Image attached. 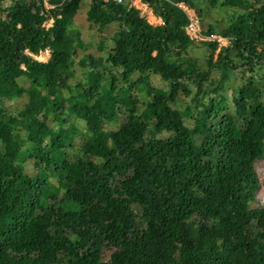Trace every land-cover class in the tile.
I'll return each instance as SVG.
<instances>
[{"label": "trees", "instance_id": "1", "mask_svg": "<svg viewBox=\"0 0 264 264\" xmlns=\"http://www.w3.org/2000/svg\"><path fill=\"white\" fill-rule=\"evenodd\" d=\"M142 1L0 0V264H264V0Z\"/></svg>", "mask_w": 264, "mask_h": 264}, {"label": "rangeland", "instance_id": "2", "mask_svg": "<svg viewBox=\"0 0 264 264\" xmlns=\"http://www.w3.org/2000/svg\"><path fill=\"white\" fill-rule=\"evenodd\" d=\"M124 2H127L128 5L133 4L136 8H138L141 11V14L151 23L154 25L160 24L162 21L160 18L156 17L152 10L142 1V0H124ZM90 6L87 5L86 8L81 12L80 14V23L86 28L88 29L87 34L84 35V37H88L92 38V39H96L99 35L102 34V32L93 24H91L90 20H89V16H88V10H89ZM192 9V8H191ZM192 11L195 13V16L198 20V25L200 28V31L202 32L203 36H204V40L203 39H197L194 40V48L190 50V54L193 56H197V57H203V54L207 52V49L201 47L198 42L199 41H216V40H211V39H215V38H219L220 35L218 34H213V35H206L205 32L207 31L208 27H207V23L206 22H200V19L197 15V13L195 12L194 9H192ZM51 22L49 21L48 23H46V27L49 28L51 26ZM87 35V36H86ZM89 35V36H88ZM206 37H210L209 39H206ZM227 44V41H220L218 47L224 46ZM48 50L45 51H41V58L45 61H47V59L50 57V49L47 48ZM44 61V62H45ZM202 62V61H200ZM203 63V62H202ZM76 69V73L74 75V78H72L70 81L71 82H75L77 80L82 79V73L79 70V67L77 65H75ZM157 77H151L150 81L154 84L155 82H157ZM238 85V82H235L234 87ZM231 91H228V93H230ZM135 95L139 96V97H145L146 95V91L144 88L139 89L137 92L134 93ZM113 125V122H110L109 126ZM255 169L256 172L258 174L259 180H260V188L257 191V197L260 200V202L264 203V156L258 158L255 161ZM105 259L108 260L109 259V254L107 253L105 255Z\"/></svg>", "mask_w": 264, "mask_h": 264}, {"label": "built area", "instance_id": "3", "mask_svg": "<svg viewBox=\"0 0 264 264\" xmlns=\"http://www.w3.org/2000/svg\"><path fill=\"white\" fill-rule=\"evenodd\" d=\"M107 1V0H105ZM118 3H123L124 0H114ZM135 4V3H133ZM133 4H130L131 6H134ZM146 4V3H145ZM147 5V4H146ZM148 6V5H147ZM179 6L186 12L187 17H188V24L185 26V31L186 34L189 36V38L191 40H197V39H203L204 40V36L202 34V32L200 31L199 25H198V20L195 16V13L192 11L191 8L187 7L186 5L180 3ZM135 7V6H134ZM210 37H206V39H209ZM211 40H216L218 43L222 40V41H227L225 38H222L221 36H219V38H215V39H211ZM48 49L46 48L45 51H47ZM41 53L37 54V55H32V57L36 60L39 61H45L41 58Z\"/></svg>", "mask_w": 264, "mask_h": 264}]
</instances>
